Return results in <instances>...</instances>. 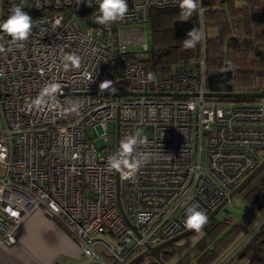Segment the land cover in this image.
<instances>
[{"label":"built area","instance_id":"2783aa9c","mask_svg":"<svg viewBox=\"0 0 264 264\" xmlns=\"http://www.w3.org/2000/svg\"><path fill=\"white\" fill-rule=\"evenodd\" d=\"M127 3L125 18L106 28L93 23L97 0H0V22L14 6L33 20L24 42L0 32L3 243H14L17 225L40 208L79 242L78 264H126L147 243L185 229L193 203L208 213L264 157L257 153L264 149V97L241 102L202 96L204 39L199 56L170 75H149L138 61L116 72L118 54L134 45L140 54L148 49L144 27L132 24L148 21L151 9L180 7V0ZM68 54L80 56L79 68L64 69ZM46 85L55 88L45 93ZM116 90L198 95L107 94ZM89 126L104 140L100 148L85 138ZM129 134L144 141L135 155L148 161L132 176L107 163Z\"/></svg>","mask_w":264,"mask_h":264},{"label":"trees","instance_id":"16d2710c","mask_svg":"<svg viewBox=\"0 0 264 264\" xmlns=\"http://www.w3.org/2000/svg\"><path fill=\"white\" fill-rule=\"evenodd\" d=\"M221 1L200 0L204 7L201 19L197 11L191 16L182 15L180 7L151 9L150 48L142 54L135 50L118 54L116 72L120 73L126 62L138 61L149 75L172 74L178 65L199 56L201 41L190 49L183 47V41L191 29L200 30L202 26L206 90H264V0H223L226 8L220 5ZM209 27L215 28L214 36L206 35ZM243 195L250 202L251 211L264 206V169L248 183ZM231 219L225 215L214 223H207L200 232L168 244L164 248L166 252L160 253L161 260L165 264H264V218L238 242L235 240L247 225ZM233 243L235 247L225 254ZM136 264L161 263L148 256Z\"/></svg>","mask_w":264,"mask_h":264},{"label":"clouds","instance_id":"9594fccd","mask_svg":"<svg viewBox=\"0 0 264 264\" xmlns=\"http://www.w3.org/2000/svg\"><path fill=\"white\" fill-rule=\"evenodd\" d=\"M99 5L98 15L93 16V23L103 25L106 28L111 24L122 21L129 11L127 0H97ZM91 6V3H88ZM181 14L191 16L200 8L198 0H180ZM33 27L32 17L20 6H14L8 17L0 22V32L6 33L14 43L26 41L31 35ZM204 39V33L199 29H191L187 38L183 41L185 49L195 48L196 44ZM66 61L64 69L71 70L79 68L81 58L77 54H68L64 57ZM54 85H46L44 92L54 89ZM144 143L136 135H127L120 140L119 148L108 157L109 170L121 172L126 176H132L147 164L146 159L135 155L137 146ZM208 222V215L198 203H193L185 211L184 227L195 232H200Z\"/></svg>","mask_w":264,"mask_h":264},{"label":"crops","instance_id":"0c3cea01","mask_svg":"<svg viewBox=\"0 0 264 264\" xmlns=\"http://www.w3.org/2000/svg\"><path fill=\"white\" fill-rule=\"evenodd\" d=\"M15 234L12 244L0 241V264H78L83 259L79 242L40 208L23 217Z\"/></svg>","mask_w":264,"mask_h":264},{"label":"water","instance_id":"95a60500","mask_svg":"<svg viewBox=\"0 0 264 264\" xmlns=\"http://www.w3.org/2000/svg\"><path fill=\"white\" fill-rule=\"evenodd\" d=\"M108 95H115V96H197V93H188V94H182V93H165V92H129V91H111L107 93ZM202 96L204 97H213V98H260L264 97V90L259 91H252V92H210L205 91L202 93ZM118 137V133L116 132V139ZM264 169V157L260 160V162L248 173L246 176L237 184L235 185L227 194L207 213L208 215V221H210L215 214L222 209V207L229 201V199L234 196L236 193L241 191L245 186L248 185V183L254 179V177L262 170ZM127 223L130 224V222L126 219ZM131 225V224H130ZM132 228L136 231V228L134 225H131ZM195 231L189 230V229H183L182 231L154 244H146L145 248L139 252L137 255H135L132 259H130L126 264H136L140 262L145 257H153L155 260L159 261L161 264H165L161 258L160 253L166 252L164 249L165 246H167L170 243L176 242L185 236H188L189 234L193 233Z\"/></svg>","mask_w":264,"mask_h":264},{"label":"rangeland","instance_id":"374dc122","mask_svg":"<svg viewBox=\"0 0 264 264\" xmlns=\"http://www.w3.org/2000/svg\"><path fill=\"white\" fill-rule=\"evenodd\" d=\"M220 5L222 7H227V4L225 1H222L220 3ZM87 23H88L87 20L81 21V28L83 30L88 28L89 25ZM132 26L144 27L145 39H146L148 48H150L151 37H150V33H149V31H150L149 21L136 22V23H133ZM215 34H216L215 28L209 27L206 29V35L207 36H214ZM114 39H115L114 40V43H115L116 42V35H114ZM140 48L141 47L139 45H134V46H130V48H128V49L139 51ZM207 99H211V98H207ZM114 130H115V124L113 122H110L108 124L109 134H111V135L114 134ZM84 135H85V138L91 140L98 148L103 146L105 143L102 138L97 136V132L94 129V127H91V126L87 127L85 129ZM113 141H114V137L110 136L108 143L113 142ZM257 153L260 156H264V149L257 150ZM245 189H246V186L241 191H239L234 196H232L229 199V201L227 203H225V205L222 207V209H220L215 214V216L210 221L207 222L208 224L214 223L215 221L219 220L220 218L224 217L225 215L231 216L232 217L231 220L233 222H235V221L236 222H238V221L245 222L247 226L240 233L238 239L235 240L237 242L240 241L242 238H245L246 235L253 229V227L256 226L262 218H264V206L261 205L258 207V209H255V211H251L250 202L243 195ZM234 244L235 243H233L232 246H230L229 248H227V250H225V254H227L228 251L230 252V250L233 249L232 247H235ZM223 253H224V251H223ZM220 257H222V255ZM146 259H148V258H146ZM98 264H103V263L98 262Z\"/></svg>","mask_w":264,"mask_h":264},{"label":"flooded vegetation","instance_id":"af4514ba","mask_svg":"<svg viewBox=\"0 0 264 264\" xmlns=\"http://www.w3.org/2000/svg\"><path fill=\"white\" fill-rule=\"evenodd\" d=\"M166 247V246H165Z\"/></svg>","mask_w":264,"mask_h":264}]
</instances>
